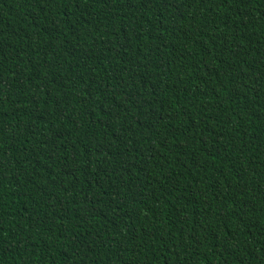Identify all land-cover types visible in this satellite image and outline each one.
<instances>
[{"label":"trees","instance_id":"1","mask_svg":"<svg viewBox=\"0 0 264 264\" xmlns=\"http://www.w3.org/2000/svg\"><path fill=\"white\" fill-rule=\"evenodd\" d=\"M0 264H264V0H0Z\"/></svg>","mask_w":264,"mask_h":264}]
</instances>
